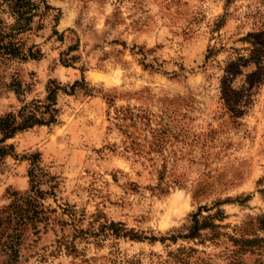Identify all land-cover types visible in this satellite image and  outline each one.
Listing matches in <instances>:
<instances>
[{
    "label": "rangeland",
    "instance_id": "1",
    "mask_svg": "<svg viewBox=\"0 0 264 264\" xmlns=\"http://www.w3.org/2000/svg\"><path fill=\"white\" fill-rule=\"evenodd\" d=\"M47 3L23 35L40 58L0 64V118L81 84L59 91L56 124L6 142L0 216L32 156L55 177L17 264H264V0ZM218 202L221 227L183 238Z\"/></svg>",
    "mask_w": 264,
    "mask_h": 264
},
{
    "label": "trees",
    "instance_id": "2",
    "mask_svg": "<svg viewBox=\"0 0 264 264\" xmlns=\"http://www.w3.org/2000/svg\"><path fill=\"white\" fill-rule=\"evenodd\" d=\"M51 10L47 0H0V64L4 60L39 59L40 51H33L26 46L23 35L31 31L34 24L38 28L42 27L43 19ZM84 80V79H83ZM82 80V81H83ZM81 84L76 81L70 87L57 86L49 90L46 102L42 105H24L18 114H7L0 118V163L11 154L12 147L6 142L17 133L32 128L34 126L53 125L58 122L59 110L57 108V96L59 91L73 94ZM16 92H20V87L14 84ZM38 155L30 158V169L28 176L30 188L26 192H16L9 194V203L1 210L0 216V252L6 257L3 264H17L20 255L23 233L27 227L37 228L40 223L50 221L49 207L45 205V200L49 195V189L43 186L53 182L55 177L51 175L41 164ZM57 184H52L50 189L54 191ZM223 204L218 202L212 207H200L198 212L191 215V226L185 239H197L205 230L215 231L220 225L215 224V220L222 221L226 215L221 208ZM214 214L202 215V211L213 210ZM258 230L264 233V216L257 219ZM117 237H126L131 240L142 241L148 237H141L133 230L124 227L122 224L112 223ZM178 237H161L154 241L175 242ZM255 241H250V243Z\"/></svg>",
    "mask_w": 264,
    "mask_h": 264
}]
</instances>
